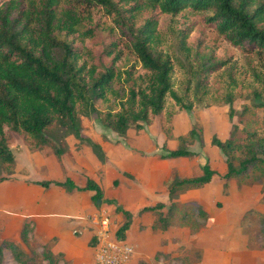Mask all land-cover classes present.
Instances as JSON below:
<instances>
[{"label": "trees", "instance_id": "1", "mask_svg": "<svg viewBox=\"0 0 264 264\" xmlns=\"http://www.w3.org/2000/svg\"><path fill=\"white\" fill-rule=\"evenodd\" d=\"M166 18L185 19L171 44L162 29ZM198 25L238 50L244 67L218 58L205 43L191 42ZM176 67L184 74L179 86ZM247 92L253 102L237 110L236 101ZM170 101L187 112L217 103L228 106L230 138L211 140L226 159L223 179L238 186L247 181L264 185V0H0V183L16 164L15 135L38 149L58 148V157L74 137L104 163L102 146L83 135V118L94 115L103 129L123 137L131 128L142 131L162 121ZM197 137L193 130L179 138V147L167 158L191 157L189 145ZM215 176L204 165L197 176L171 180L167 214L163 204L142 210L158 212L152 229L179 226L199 232L206 212L195 202L177 199L212 184ZM38 184L95 192L97 205L103 195L93 180L84 187L71 179ZM124 215L126 222L115 233L120 241L131 228L130 213ZM26 222L24 243L35 237ZM5 251L19 264H29L23 247L9 240L0 245V264ZM43 259L59 264L52 251Z\"/></svg>", "mask_w": 264, "mask_h": 264}, {"label": "rangeland", "instance_id": "2", "mask_svg": "<svg viewBox=\"0 0 264 264\" xmlns=\"http://www.w3.org/2000/svg\"><path fill=\"white\" fill-rule=\"evenodd\" d=\"M183 21L184 18L172 22L169 18L163 20L162 29L169 44L173 38L177 39ZM190 41L205 43L218 58L232 60L240 70L244 67L243 55L202 25L194 28ZM183 79L182 70L176 67L175 84L179 86ZM252 98L247 92L236 101L235 108L241 110L244 105H250ZM228 111V106L218 103L198 106L191 112L180 111L170 101L162 121L158 118L142 131L131 128L123 137L103 129L94 115L83 118V135L102 146L107 157L104 163L86 142L74 137L67 139L68 149L63 148L66 153L58 157V148L38 149L31 141L15 135L11 149L16 155V164L13 173L7 174L8 180L0 183V245L5 240L20 244L29 255L25 258L29 264H50L43 259L47 251L57 255L59 264H94L92 248L96 227L92 217L105 209L113 234L126 222L124 213L131 215V228L125 241L136 251L132 264H264V234L260 232L264 227V185L251 181L243 186L226 184L223 179L226 159L211 144L214 137L222 141L230 138L233 123ZM193 130L198 137L189 145L192 156L167 158L168 151L179 147V138H186ZM204 165L216 172L214 182L177 199L181 204L195 202L204 209L208 217L204 227L197 233L179 226L165 232L154 231L152 226L158 212L142 210L163 204V212L167 214L172 204L168 197L170 181L176 176H197ZM68 179L77 187L93 180L103 191L98 205L94 192L83 197L82 202L91 208L87 213H80L78 220L88 225L84 227L87 239L81 238V228L73 229V236L80 238L73 243L72 250L70 238L64 237L60 242L59 231H49L46 225L48 216H62L57 212L46 215L45 204H51L63 189L54 186L48 193L38 184ZM24 184L30 187L21 193V201L17 198V192L21 191L16 192V188ZM41 204L44 213L39 211ZM27 218L35 237L31 235L24 243L21 234ZM2 264L19 263L5 251Z\"/></svg>", "mask_w": 264, "mask_h": 264}, {"label": "crops", "instance_id": "3", "mask_svg": "<svg viewBox=\"0 0 264 264\" xmlns=\"http://www.w3.org/2000/svg\"><path fill=\"white\" fill-rule=\"evenodd\" d=\"M4 182H6V181H4ZM39 182H42V181H39ZM60 182H62V181H60ZM39 186L41 188H43V190L48 192V193L52 192V188L54 187V185H52L50 188H44L41 185H39ZM29 187L30 186L27 184H24V186H21V187L17 186L16 192L21 191V192H17L18 193L17 198L19 200L22 201V199H23V195H22L23 193L22 192L29 191ZM91 192L92 191H90V192L83 191L82 192V191H78V190L67 191V190L63 189V191H60L57 193V196H58L57 198H54V200H52V202L50 201L51 204L50 203L45 204V206L47 205L46 215H49L50 213H55V212L61 213V215H62V216H57L54 218H51L50 216H48L49 219L46 221V225H48V230L49 231H56V232L59 231L58 236L60 237V240H59L60 242L63 240L64 237H66V240L68 238H70L71 245L69 248L71 250L74 249V247H72L73 243L78 241L80 238L77 236L76 237L73 236V234H72L73 229L81 228L80 231L83 232V235L81 238L87 239L85 229H84V227L87 224L84 221H80L81 219L78 220V216L80 215V213L82 215L83 213L89 212L91 206L86 204V203L84 204L82 202V199H83V197L87 198V195L90 194ZM42 205L43 204H41V206L40 205H37V206H40L39 211H42V213H44L45 208H42ZM51 209H53L54 211L50 212ZM25 221H30V220H29V218H27ZM95 235H96V228H95ZM95 235H94V238L96 237ZM92 250L94 253L93 248H92ZM62 257H64V256L62 255ZM64 260H65V257H64ZM131 264H132V262H131Z\"/></svg>", "mask_w": 264, "mask_h": 264}, {"label": "built area", "instance_id": "4", "mask_svg": "<svg viewBox=\"0 0 264 264\" xmlns=\"http://www.w3.org/2000/svg\"><path fill=\"white\" fill-rule=\"evenodd\" d=\"M92 223L96 227L97 244L94 249V264H131L135 248L127 241H120L112 233L108 213L102 209L93 215Z\"/></svg>", "mask_w": 264, "mask_h": 264}, {"label": "water", "instance_id": "5", "mask_svg": "<svg viewBox=\"0 0 264 264\" xmlns=\"http://www.w3.org/2000/svg\"><path fill=\"white\" fill-rule=\"evenodd\" d=\"M101 201L98 202V204H100Z\"/></svg>", "mask_w": 264, "mask_h": 264}]
</instances>
